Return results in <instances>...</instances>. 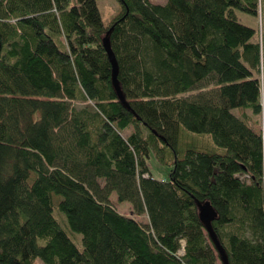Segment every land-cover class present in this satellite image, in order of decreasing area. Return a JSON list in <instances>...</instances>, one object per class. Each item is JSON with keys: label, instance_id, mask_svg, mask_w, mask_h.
<instances>
[{"label": "trees", "instance_id": "obj_1", "mask_svg": "<svg viewBox=\"0 0 264 264\" xmlns=\"http://www.w3.org/2000/svg\"><path fill=\"white\" fill-rule=\"evenodd\" d=\"M119 1L0 0V264H264V0Z\"/></svg>", "mask_w": 264, "mask_h": 264}, {"label": "rangeland", "instance_id": "obj_2", "mask_svg": "<svg viewBox=\"0 0 264 264\" xmlns=\"http://www.w3.org/2000/svg\"><path fill=\"white\" fill-rule=\"evenodd\" d=\"M152 2L163 5L166 3V0H152ZM98 5H99V9L102 15L103 22L106 26H108L112 22L114 17L117 15V13L121 9V3L119 0H98ZM236 14L240 22H242L243 24L250 25V26L254 25L255 19L252 16L242 13L240 11H236ZM77 105L82 106L83 104L78 103ZM242 111H243L242 109H236L233 112L234 114L239 115L242 113ZM248 114H250V111H248ZM252 117L254 118L255 126L257 130L259 132H263L264 123L260 124L261 123L260 116L258 118L255 116H252ZM156 164L157 163L154 162L153 159L149 162V166L155 178L166 176L169 169H167L166 167H162L161 165H158V164L156 166ZM111 200L114 206L118 209L120 213L126 216H129V217L134 216L131 205L126 202L119 203L118 197L115 193L112 195ZM136 218H138L141 221H146L147 219L146 217H136ZM181 253L183 254V251ZM37 263L43 264V262L40 260H38ZM218 264H220V262Z\"/></svg>", "mask_w": 264, "mask_h": 264}, {"label": "water", "instance_id": "obj_3", "mask_svg": "<svg viewBox=\"0 0 264 264\" xmlns=\"http://www.w3.org/2000/svg\"><path fill=\"white\" fill-rule=\"evenodd\" d=\"M103 44H104V47L106 48V51L108 52L110 61H111L112 65H113V69H114V72H113L114 88L116 89V92H117V94L119 96V100L121 101V103L123 105H125L126 107H128V104H127V102L125 100V97H124V95L122 93V90H121V87H120V84H119V81H118V78H117L118 71H119V66H118L116 57H115V55H114V53L112 51V48H111V45H110V40H109L108 37L104 38ZM1 51H2V42H1V39H0V54H1ZM198 206H199L200 218L202 219V221L204 222V224L208 228L210 234L212 235V237L216 241V245H217L218 249L220 250V255H221L223 263L224 264H228V259L226 257V254L222 250L220 243L216 240V238H215V236L213 234L212 228H211V222L217 216L215 211L212 210V208L210 207L209 204H204V205L199 204Z\"/></svg>", "mask_w": 264, "mask_h": 264}]
</instances>
